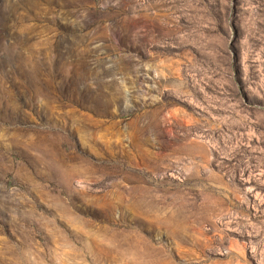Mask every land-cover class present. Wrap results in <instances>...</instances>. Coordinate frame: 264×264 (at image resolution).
Returning <instances> with one entry per match:
<instances>
[{
	"label": "rangeland",
	"instance_id": "obj_1",
	"mask_svg": "<svg viewBox=\"0 0 264 264\" xmlns=\"http://www.w3.org/2000/svg\"><path fill=\"white\" fill-rule=\"evenodd\" d=\"M0 264H264V0H0Z\"/></svg>",
	"mask_w": 264,
	"mask_h": 264
}]
</instances>
